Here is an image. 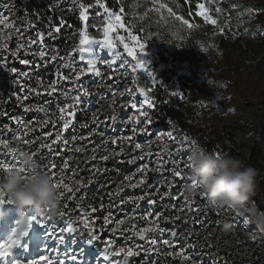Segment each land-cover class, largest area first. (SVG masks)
Segmentation results:
<instances>
[{
  "label": "rangeland",
  "instance_id": "374dc122",
  "mask_svg": "<svg viewBox=\"0 0 264 264\" xmlns=\"http://www.w3.org/2000/svg\"><path fill=\"white\" fill-rule=\"evenodd\" d=\"M46 1L64 21L61 31L53 32L51 37L47 33L55 27L46 25L43 29L35 17L20 8L18 0H0V19L5 21L0 24V35L11 34L7 41L0 40V44H8L7 49L0 48V139L7 140L9 148L17 150L13 157L8 149L0 146V164L22 163L21 151H25L36 161L37 171L51 175L48 166L55 164L53 180L63 179L71 191L60 189V193L64 192L60 214L42 217L44 224L33 222L21 246L14 248L7 262L0 261V264L38 255L62 260L65 264H73V255L82 264H109L101 254L112 257L121 247L133 248L140 254L114 257L117 264H264V229L246 224L247 214L240 215L227 208L213 210L207 196L189 197L191 180L188 176L183 181L174 177L173 161L178 162L186 174L189 169L185 165L198 144L174 122H168V128H163L160 120L151 116L153 107L144 104V100L149 99L154 105L157 92L171 103L183 104L184 115L197 124L206 140L217 145L218 140L226 142L225 130L239 127L235 146L248 153L249 147L258 141L260 124L257 113H251L245 102H264V75L256 73L251 65L254 52L264 49V9H257L256 0L208 3L210 14L218 20L219 27L224 28L221 33L217 26L195 15L197 8L195 13L189 12L179 0H159V3L190 20L196 25L192 29L169 16L166 9L156 11L158 5L153 0H122L116 8L106 4L113 10L125 9L126 23L146 45L142 58L156 74L154 84L152 77L143 70L133 72L131 67H120L123 61L129 65L135 62L124 51L117 36H124L130 47H137L124 30L111 34L116 51L121 54L120 60L109 66L115 59L112 52L96 47L97 67L102 76L89 72L77 80L76 74L87 64L81 62L78 51L71 56L68 53L78 44L79 31L85 24L79 18V4L92 6L87 11V30L96 40L103 38L106 14L97 0ZM201 2L207 3V0ZM103 4L100 0V5ZM217 8L221 9L219 13ZM249 9L252 15L248 14ZM68 18L78 19L80 28L72 29ZM233 21L246 30L248 38L242 47L219 49V39L226 37L227 30L234 32L231 29ZM41 32L45 34L43 44L38 39ZM29 40L37 43L28 47ZM20 44H25V48L17 51ZM41 49L48 53L44 60L39 56ZM52 55L58 58L52 60ZM25 60L28 63H22ZM58 72L67 79H59ZM49 85L56 87L51 95L45 91ZM80 88H87L90 95L83 97L61 141L53 143L62 127L58 105L71 104L72 100L64 94L75 96ZM124 89H132V92L121 96ZM173 91L181 92L183 98L173 96ZM132 104L137 107L132 108ZM41 107L45 112L36 110ZM140 110L147 112L150 123L144 118L139 124L130 122L131 117L139 116ZM113 114L115 120L111 119ZM45 120L50 123L44 124ZM24 125L31 131H26ZM24 139L29 143L24 144ZM137 143L142 149L135 148ZM149 152L152 155H146ZM104 156L109 158L104 160ZM65 160L68 161L66 169L63 168ZM144 165L148 166L146 173L137 171ZM142 176L144 182L141 184ZM128 177L131 179H126ZM185 196L194 201L193 211H189ZM248 206L256 207L251 199ZM22 211L13 204L5 203L0 207V240L6 239L16 227ZM82 216L94 222L96 238L91 243L93 233L81 223ZM106 216L110 217L108 224L104 222ZM157 217L155 231L146 233L143 239L134 234L149 227ZM224 220L230 224L227 229L223 226ZM68 223H72L77 232L65 234L64 244L48 239L45 233L49 228L58 231ZM173 231L177 233L175 237L171 235ZM153 240L157 241L155 245L151 243ZM164 240L170 244H163ZM24 244L28 245L27 250ZM181 252L189 259L176 255ZM21 264H26V260Z\"/></svg>",
  "mask_w": 264,
  "mask_h": 264
},
{
  "label": "snow or ice",
  "instance_id": "6c2138e0",
  "mask_svg": "<svg viewBox=\"0 0 264 264\" xmlns=\"http://www.w3.org/2000/svg\"><path fill=\"white\" fill-rule=\"evenodd\" d=\"M214 2V0H207V3L205 2H201L198 3L196 5L197 11L195 13V15L203 17L204 22L211 24L213 26H217L219 31L221 33L224 32V28L219 27L218 24V20L216 18H213V16L210 14V9L207 6L208 3H212ZM153 3L158 5V7L155 9L156 11H160L161 9H166L167 13L169 16L174 17L176 20L180 21L183 25H185L186 27H188L189 29L194 28L196 25H194L193 23L190 22V20L185 19L184 16L182 15H177L172 8L168 7L166 4H160L159 0H153ZM97 4L103 8L104 13L106 14V23L103 27V38L100 40H96L93 37H90L88 35V30H87V21L89 19V16L87 14L88 8L92 7L91 5L89 6H85L83 3L79 4V18L81 21L85 22L84 26L80 29L79 31V42L78 44L71 50V52L68 53L69 56H71L72 52H77L80 55V60L81 62H86L87 67L86 68H81L80 71L76 74V79L79 80V77L85 75L86 73H93L95 76H102V73L99 69V67H97V52H96V47H99V49L103 50V49H108L110 52H112L113 57H115L114 60H112L110 62L109 66L115 65L117 63L118 60H120L121 54L119 51H116V44L113 41L112 38V33L114 32H118L119 30H124L127 35L128 38L131 41H134L137 45L136 48L130 47L129 43L125 42V37L122 35H118L117 39L120 41V43L123 44V48L124 51L127 53V55L129 57L132 58V60L135 62L134 65H129L127 61H123V63L120 65V67H131L133 72H136L137 70H143L144 72H146L150 77H152V83H156L157 77L156 74L150 69L149 67V62L144 60L142 58L143 54H145L146 52V45L144 43H141L140 40L141 38L137 35H135L133 33V30L131 29V27L126 23L125 21V16H124V12L125 9L123 7H120L119 10H113L111 8H109L106 4L100 5V0H97ZM221 11L220 8L216 9V12L219 13ZM249 15L253 14V11L251 9H249L248 11ZM163 19V17H162ZM5 21L3 19H0V24H4ZM64 26V21L61 19L60 21V26L55 27L52 31H49L47 33V35L49 37H51L53 35V32L59 33L61 31V27ZM5 27H8V25H5ZM17 32H19V29H16ZM11 34H9V36H3L0 35V40H4L7 41L9 39ZM44 37L45 34L43 32L38 33V39H39V43L43 44L44 42ZM37 41L36 40H29L28 41V47H31V45L36 44ZM8 44L7 43H3L0 44V48L3 49H7ZM203 47V45H202ZM25 48V44H20L18 46L17 51H19L20 49ZM207 48H204V51H207ZM13 55H16V53L14 52ZM48 55V53L41 49V51L39 52V56L41 58V60H44L45 57ZM58 58L57 55H52L51 59L52 60H56ZM60 59H63V57H60ZM22 63H28L27 60L22 61ZM67 66V65H65ZM13 73L16 72L15 68H11L10 69ZM22 75L24 76H28V73H23ZM59 79H67V77H65L63 74L61 73H57ZM111 79V77H109ZM222 86H226V85H222ZM46 92H48L49 95L53 94L54 92H56V87L54 85H49V87L47 89H45ZM140 91H143L142 89ZM32 92L37 93L36 89H32ZM132 89H124L123 91H121L120 95L123 96L125 93H131ZM173 96H180L181 98H183V94L181 92H177V91H173L171 93ZM66 96V98H69L72 100L71 104H64L62 107H60L58 105V111H59V121L62 122V127L60 128V132L57 134L56 136V141H54L53 143L59 142L61 141L62 138V134L65 130L69 129V127L72 125L73 120L72 117L75 115V112L77 110V107L82 103V99L83 97L89 96L90 93L88 92L87 88H80L78 90V94L75 96H71L68 97L67 93L64 94ZM115 95V94H113ZM113 103H115V101H113ZM144 104L148 105L149 107H153V103L152 101H150L149 99H145L144 100ZM132 108H136V104H132L131 105ZM71 109V110H69ZM32 110V109H29ZM37 111L40 112H45V109L43 107L36 109ZM141 118H144L146 122H151L150 120H148V114L147 112L140 110V114L139 116H134L130 118V122L135 124H139L141 122ZM97 118L94 116L93 120H96ZM112 120L116 119V115L113 114L111 117ZM17 123H23L22 121H18ZM50 123L49 120H45L44 124H48ZM26 131H31L30 128H28L27 125H24ZM136 129L134 128L133 131H135ZM51 135V134H49ZM168 136L171 138L172 137V133L169 132ZM17 139H20V137H17ZM130 139V138H128ZM158 139H162V137H158ZM113 143H116L115 140L112 141ZM24 144H28L29 141L27 139L23 140ZM63 143L66 145L67 141H63ZM0 146H2L5 149H8V151L10 152L11 155H13V157L16 156V149H11L8 146V141L7 140H2L0 139ZM41 147H49L48 145H41ZM136 149H142V145H140L139 143H137L135 145ZM219 155V153H217ZM35 155V154H33ZM113 155V154H110ZM118 155V154H116ZM146 155H152L151 152L147 153ZM109 157L108 156H104L102 157V159L107 160ZM141 159L144 158V156L142 155L140 157ZM173 164L175 166V170H174V177H178L180 178L181 181L185 180L186 178H188L186 176V174L184 173V168H181L180 165L178 164V162L173 161ZM21 163H17V164H0V172H3L4 174H7L8 172L16 169V170H21L24 171L23 169H21ZM185 167H188V164L185 165ZM56 168L55 164H52L50 166H48V172L51 173L52 177H56V172L53 171V169ZM63 168L66 169L68 168V161L65 160L63 163ZM148 166L144 165L141 169H138L137 171L139 172H143L146 173ZM159 170V169H157ZM32 171L35 170H31V171H24L25 175H31ZM61 173L63 172V169L60 170ZM126 179H131V177H128ZM144 182V178L143 176L141 177L139 183H143ZM193 187H196V182L195 181H191ZM135 186V185H133ZM57 187H59L60 189L63 187V189L65 191H71V189L69 188V186L67 184H65L63 182V179H60L57 181ZM61 196L64 195V192L60 193ZM202 197H206V194L201 193L200 194ZM141 199H143V197H141ZM185 201L187 202L188 206H189V211H193L191 205L194 203V201L188 200V197L185 196L184 197ZM5 203L7 204H12L11 200H8L6 197H4V195L2 193H0V207H2ZM122 203H127V201H122ZM152 203H154V201H152ZM95 209H93L94 211ZM23 215H26L28 217V226L26 228H24L23 230H20L18 228V221L16 223V227L12 229L11 233L8 235V237L6 239H2L0 240V261H4L7 262L8 258L11 256L12 251L14 248L21 246L22 244V240L25 236L28 235L29 230L32 227L33 222H37L40 224H44L46 223L42 217L40 216H36L31 214V210L30 209H25L23 211ZM61 215H63V213H61ZM145 219H147V217H145ZM178 219V217H177ZM158 221L159 218L157 217L156 221H153L150 223L149 227H145V228H141L139 231L134 232L135 235L139 236L141 239H143L145 237V234L148 232H152L155 231L156 228L158 227ZM104 222L105 224H108L110 222V217L106 216L104 218ZM81 223H83L84 227L91 231L93 233V238L89 240V243L92 242L93 239H95V229H94V222L91 221L88 217L82 216L81 217ZM120 224H123V221L119 222ZM113 231H115V229H113ZM77 232V228L74 227V225L72 223H68L65 227L60 228L58 231L56 228H49L46 231V236L48 237L49 240H52L54 243L58 242L59 244H64L65 241V234L71 235L73 233ZM171 235L173 237H175L177 235V233L175 231H173L171 233ZM111 241H108L107 244L111 245ZM152 244H156L157 241L153 240L151 241ZM163 244L165 245H169L170 242L168 240H164ZM24 249L27 250L28 245L24 244L23 245ZM44 251L47 252L48 248L45 247ZM54 251H56V249H54ZM140 254L139 251H134L133 248H119L117 250H115L112 253V257H109V255L107 253H102L101 254V258L104 261H108L109 264H117V261L114 259V257H118L121 255L127 256V257H134V256H138ZM169 255H172V253H169ZM176 255H181L182 258L184 260H188L189 257L188 256H183L182 252L181 253H177ZM22 260H26V264H65L64 261L62 260H57L54 259L50 256L47 255H38L37 258H25V259H13V261L11 262V264H21ZM71 260L73 261V264H82V262L80 260H78V258L73 255L71 257Z\"/></svg>",
  "mask_w": 264,
  "mask_h": 264
},
{
  "label": "clouds",
  "instance_id": "9594fccd",
  "mask_svg": "<svg viewBox=\"0 0 264 264\" xmlns=\"http://www.w3.org/2000/svg\"><path fill=\"white\" fill-rule=\"evenodd\" d=\"M23 161L21 169L12 170L0 178V193L12 201L18 209H30L31 214L57 216L62 211L60 188L57 181L44 171H37L38 165L32 155L21 151ZM186 176L196 182L188 186L189 197L204 193L213 210L231 209L240 215H246V224H255L264 229V211L248 206L257 187V170L244 165L243 161L229 156L208 152L202 146H194L188 163ZM225 229L230 227L227 220L222 221ZM28 226V217L21 212L18 228Z\"/></svg>",
  "mask_w": 264,
  "mask_h": 264
},
{
  "label": "trees",
  "instance_id": "16d2710c",
  "mask_svg": "<svg viewBox=\"0 0 264 264\" xmlns=\"http://www.w3.org/2000/svg\"><path fill=\"white\" fill-rule=\"evenodd\" d=\"M122 0H103L109 7L116 8ZM180 4L189 12L195 13L196 5L200 0H179ZM20 8L28 12L32 17H35L37 22L40 23L43 29L46 25H52L53 27L60 26L61 17L49 6V1L46 0H18ZM257 9H264V0H256L254 2ZM72 29H79L80 23L78 19H69ZM237 21L232 22V30H227L226 37H221L218 41L219 49H233L242 47L244 41L248 38L246 30ZM237 26V28H236ZM226 29V28H225ZM260 33V32H259ZM252 68L258 74L264 75V49L261 51H255L253 54ZM7 103V102H6ZM7 107L9 105H6ZM245 107L251 112L257 113L258 123L260 124L258 141L249 147L248 153H244L238 147L235 146V133L239 127L230 128L225 130L226 142L218 140L220 146L214 141L206 140L198 131L197 124L188 119L184 113V105L181 103H171L166 100L160 93H155V104L151 111L153 119L160 120V124L163 128H168V122H174V124L185 134L190 136L199 146H202L208 152L219 153V155H229L238 158L243 161L244 165L251 166L257 170V185L259 191L255 192L251 197L252 202L258 209L264 211V102L260 104L254 102H245ZM247 125V123H244ZM249 125V124H248ZM251 125V124H250ZM259 126V125H258ZM3 174H0V178Z\"/></svg>",
  "mask_w": 264,
  "mask_h": 264
}]
</instances>
